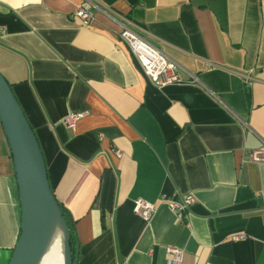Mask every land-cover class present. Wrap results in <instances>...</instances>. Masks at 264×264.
Listing matches in <instances>:
<instances>
[{
    "label": "crops",
    "instance_id": "crops-1",
    "mask_svg": "<svg viewBox=\"0 0 264 264\" xmlns=\"http://www.w3.org/2000/svg\"><path fill=\"white\" fill-rule=\"evenodd\" d=\"M91 1L81 27L82 0H0V75L73 222V264H167L173 247L179 264H264V163L249 161L264 146V0ZM122 18L182 84H150L119 38ZM73 112L87 114L71 133ZM186 195L183 221L159 202ZM135 199L157 204L148 223ZM19 232L0 125V264Z\"/></svg>",
    "mask_w": 264,
    "mask_h": 264
},
{
    "label": "water",
    "instance_id": "water-1",
    "mask_svg": "<svg viewBox=\"0 0 264 264\" xmlns=\"http://www.w3.org/2000/svg\"><path fill=\"white\" fill-rule=\"evenodd\" d=\"M0 125L12 157L20 205V232L8 264H38L57 228L62 233V264H73L70 232L49 186L37 138L1 75Z\"/></svg>",
    "mask_w": 264,
    "mask_h": 264
},
{
    "label": "built area",
    "instance_id": "built-area-1",
    "mask_svg": "<svg viewBox=\"0 0 264 264\" xmlns=\"http://www.w3.org/2000/svg\"><path fill=\"white\" fill-rule=\"evenodd\" d=\"M94 3L91 0H82V3L75 9L73 18L78 21L81 27H89L93 21ZM119 38L126 43L130 53L138 61L142 73L152 86L162 89L168 86L180 85L183 83L176 65L166 58L160 51L146 42L134 30L135 25L123 19ZM86 112L69 113L63 120L66 129L73 133L77 123L86 116ZM117 158L121 154L115 153ZM249 161L254 164L264 163V146L250 151ZM160 203H164L175 214L179 221H183L189 208L194 204L195 199L192 195H186L178 199L161 197ZM157 204L146 202L140 199L133 200L132 212L143 222L148 223L156 211ZM246 240L245 235L238 234L231 237V241L238 242ZM167 264H179L182 251L178 248H168Z\"/></svg>",
    "mask_w": 264,
    "mask_h": 264
},
{
    "label": "bare ground",
    "instance_id": "bare-ground-1",
    "mask_svg": "<svg viewBox=\"0 0 264 264\" xmlns=\"http://www.w3.org/2000/svg\"><path fill=\"white\" fill-rule=\"evenodd\" d=\"M62 233L56 229L38 264H62Z\"/></svg>",
    "mask_w": 264,
    "mask_h": 264
},
{
    "label": "trees",
    "instance_id": "trees-1",
    "mask_svg": "<svg viewBox=\"0 0 264 264\" xmlns=\"http://www.w3.org/2000/svg\"><path fill=\"white\" fill-rule=\"evenodd\" d=\"M61 208V207H60ZM62 211V214H63V218L65 220V223L69 229V232H70V245H71V251H72V247H73V244H74V238H75V230H74V225H73V222L70 220V218L64 213V211L61 209Z\"/></svg>",
    "mask_w": 264,
    "mask_h": 264
}]
</instances>
